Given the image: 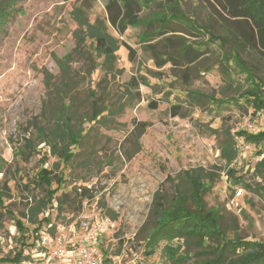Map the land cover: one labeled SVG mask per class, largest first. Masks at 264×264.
I'll return each mask as SVG.
<instances>
[{
	"label": "rangeland",
	"instance_id": "1",
	"mask_svg": "<svg viewBox=\"0 0 264 264\" xmlns=\"http://www.w3.org/2000/svg\"><path fill=\"white\" fill-rule=\"evenodd\" d=\"M108 1L0 0V9H6L0 26V260L5 259L0 264H13L10 259L19 252V264H78L77 253H62L81 245L95 249L104 264H199L228 241L264 242L263 144L235 137L240 153L230 165L219 150L228 130H264V111L254 114L240 95L244 74L235 69L229 84L217 42L190 34L185 21H171L175 31L164 34L156 22L152 29L158 33L149 40H144L151 31L146 23L120 33L109 21ZM203 3L183 0L182 12L205 24L209 10ZM142 8V19L169 12L157 3ZM78 11L91 24L104 22L117 40L111 63L99 56L87 27L76 19ZM169 37L174 43L184 37L193 46L207 42L201 47L205 53L191 64L159 66L152 46L168 51ZM248 59L264 79V61ZM189 92L228 101L219 107L206 98L192 99ZM174 105L181 106L180 115H173ZM67 116L71 120L64 128L80 143L66 142L74 154L64 162L41 143L39 131L60 128ZM43 167L53 170L51 188L57 192L34 223L31 208L47 199L36 181ZM191 168H203L211 177L204 208L221 215L222 234L205 247L180 238L161 242L150 255L146 242L156 225L154 196L160 189L169 200L178 190L188 196L184 172ZM85 188L90 191L84 198ZM186 204L197 210L192 200ZM43 216L49 220L36 233ZM106 218L108 228L95 237L98 222Z\"/></svg>",
	"mask_w": 264,
	"mask_h": 264
},
{
	"label": "trees",
	"instance_id": "2",
	"mask_svg": "<svg viewBox=\"0 0 264 264\" xmlns=\"http://www.w3.org/2000/svg\"><path fill=\"white\" fill-rule=\"evenodd\" d=\"M183 0H109L106 4L110 23L123 33L129 26H136L140 23H146L151 27L150 33L146 34L144 40L151 39L158 32L152 29L156 22L161 24L162 30L159 34L175 31L169 26L171 21L183 22L189 27L190 34L196 36H208L209 40L217 42L220 50L223 52V61L221 69L225 75L226 81L234 83L233 71L239 69L240 74H244L246 85L242 88L241 82L238 83L241 97L247 107H252L253 113L264 111V79L258 75L257 67L251 63L248 58L258 56V59L264 61V0H206L203 3L209 10L208 22L201 24L196 20H191L182 12ZM153 3L165 6L169 12L167 14H152V18L142 19L140 13L143 5L150 6ZM6 9H0V26L4 22ZM79 23L87 27L88 37L95 42V48L99 56L104 57L106 63H111L119 46L117 40L107 31L104 22L94 24L84 20L81 12L76 15ZM179 38V37H178ZM170 42L168 51H159L154 48V58L159 66L171 62L175 66L183 63L191 64L198 60L205 53L201 49L207 42L200 41L193 46L187 43V39L180 37L182 42H173L172 38H167ZM204 43V44H203ZM201 45V46H200ZM130 49V57L135 59L134 50ZM70 58V56L65 59ZM66 60L60 62L63 70ZM50 84V83H48ZM192 99L211 100L219 107H222L228 100L214 99L213 97L189 92ZM97 104L93 102V107ZM152 107H157L154 103ZM173 115H180L181 106L174 105ZM93 114L97 115V110ZM57 120L62 119V113L56 114ZM71 117H65L64 121L59 122L60 128L53 127L48 132L40 129L39 135L42 137L41 143H47L52 150L58 153L64 162H69L73 152H69L66 142L69 140L72 146L80 143V138L64 126L69 124ZM216 133V132H215ZM218 133V132H217ZM225 137L220 140V157L226 165L232 164L239 158V149L236 146L235 137L243 138L250 144H263L264 150V130L253 133L246 129H241L232 134L231 131L224 132ZM56 141V142H55ZM264 161V159H263ZM262 161V162H263ZM235 170L229 168L230 176L235 177ZM191 192L188 196H183L181 191H177L175 196L169 200L165 191L160 189L154 196L153 213L155 215V227L149 231L146 245L149 248V254L155 253L156 247L161 242H172L176 238L183 239L186 244L194 242L198 247H205L210 241L219 239L222 231L221 215L212 209L204 208V196L209 187L211 177L203 168H191L186 170ZM211 175V174H210ZM53 170L43 167L37 174L36 181L39 186L47 191V199L41 200V206L31 208V220L37 222L39 213L44 212L48 203L52 201V196L57 192V188L52 189L54 181ZM209 179V180H207ZM62 180H60L61 182ZM237 183H241L238 178ZM46 186V187H45ZM89 189L81 194L87 197ZM190 199L197 206V210H191L186 201ZM3 200L0 195V204ZM61 206V204H60ZM61 208V207H60ZM37 217V218H36ZM48 217L43 216L39 221V226L35 232L40 231V227L47 222ZM17 226L24 231L25 227L20 220H17ZM172 247L168 246V252L172 253ZM177 249V248H176ZM175 249V250H176ZM178 250V249H177ZM230 252L234 257H230ZM22 252H19L14 258L10 259L13 264H19ZM9 259V258H6ZM5 260V259H4ZM4 260H0V263ZM176 264V263H174ZM199 264H264V242L258 240H235L228 241L226 244L216 249V255L212 259H206Z\"/></svg>",
	"mask_w": 264,
	"mask_h": 264
},
{
	"label": "built area",
	"instance_id": "3",
	"mask_svg": "<svg viewBox=\"0 0 264 264\" xmlns=\"http://www.w3.org/2000/svg\"><path fill=\"white\" fill-rule=\"evenodd\" d=\"M239 194L240 193L238 192L237 195ZM109 224L110 221L108 218L98 222L99 228L95 232V237H97L100 232L105 231ZM74 253H77V255L81 258L78 264H104L103 260L99 256V253L95 249H89L86 245H81L77 250L74 248L64 250L62 254L66 257H70Z\"/></svg>",
	"mask_w": 264,
	"mask_h": 264
}]
</instances>
